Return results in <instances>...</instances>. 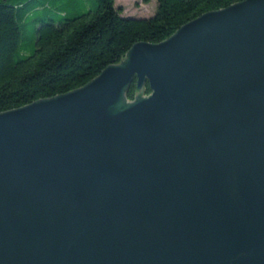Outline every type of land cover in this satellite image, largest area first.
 <instances>
[{"label":"water","instance_id":"1","mask_svg":"<svg viewBox=\"0 0 264 264\" xmlns=\"http://www.w3.org/2000/svg\"><path fill=\"white\" fill-rule=\"evenodd\" d=\"M0 264H264V0L0 113Z\"/></svg>","mask_w":264,"mask_h":264},{"label":"trees","instance_id":"2","mask_svg":"<svg viewBox=\"0 0 264 264\" xmlns=\"http://www.w3.org/2000/svg\"><path fill=\"white\" fill-rule=\"evenodd\" d=\"M70 13L56 0H0V113L83 87L139 42L160 43L205 13L244 0H158L149 18L124 17L116 0ZM32 25L30 46L23 27ZM137 79L127 93L135 99ZM145 84L144 95H150Z\"/></svg>","mask_w":264,"mask_h":264},{"label":"rangeland","instance_id":"3","mask_svg":"<svg viewBox=\"0 0 264 264\" xmlns=\"http://www.w3.org/2000/svg\"><path fill=\"white\" fill-rule=\"evenodd\" d=\"M95 2V0H56L55 5L58 9L65 8L73 13L81 9L83 4L87 8H92ZM157 6L158 0H116V7L123 9L124 17L149 18L156 13ZM32 32L31 24L23 27L22 39L25 47L30 46Z\"/></svg>","mask_w":264,"mask_h":264}]
</instances>
